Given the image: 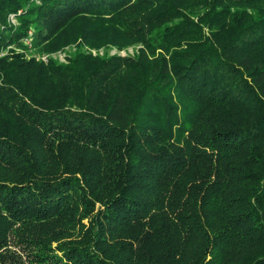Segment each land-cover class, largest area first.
Listing matches in <instances>:
<instances>
[{
    "label": "trees",
    "instance_id": "16d2710c",
    "mask_svg": "<svg viewBox=\"0 0 264 264\" xmlns=\"http://www.w3.org/2000/svg\"><path fill=\"white\" fill-rule=\"evenodd\" d=\"M0 264H264V0H0Z\"/></svg>",
    "mask_w": 264,
    "mask_h": 264
},
{
    "label": "rangeland",
    "instance_id": "374dc122",
    "mask_svg": "<svg viewBox=\"0 0 264 264\" xmlns=\"http://www.w3.org/2000/svg\"><path fill=\"white\" fill-rule=\"evenodd\" d=\"M72 50V47L71 48H66L64 52H55V53H51V56L59 61H63L64 60V55L65 53H68ZM93 53H99V54H102V50H98V51H95V50H92ZM134 51V47H128L126 48L125 50H122V51H119L117 52L115 49H111L110 50V53H118V54H121V55H124L126 53H132Z\"/></svg>",
    "mask_w": 264,
    "mask_h": 264
},
{
    "label": "built area",
    "instance_id": "2783aa9c",
    "mask_svg": "<svg viewBox=\"0 0 264 264\" xmlns=\"http://www.w3.org/2000/svg\"><path fill=\"white\" fill-rule=\"evenodd\" d=\"M11 20L14 21V19L12 18V16H11Z\"/></svg>",
    "mask_w": 264,
    "mask_h": 264
}]
</instances>
